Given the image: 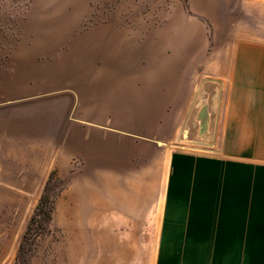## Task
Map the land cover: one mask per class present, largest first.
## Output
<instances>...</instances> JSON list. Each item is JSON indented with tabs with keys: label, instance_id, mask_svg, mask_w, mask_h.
I'll return each instance as SVG.
<instances>
[{
	"label": "rangeland",
	"instance_id": "rangeland-1",
	"mask_svg": "<svg viewBox=\"0 0 264 264\" xmlns=\"http://www.w3.org/2000/svg\"><path fill=\"white\" fill-rule=\"evenodd\" d=\"M47 1L0 0V264H14L20 246L32 251L31 264H155L168 158L174 148L184 151V132L176 147L155 137L151 151L137 158L145 175L132 210L101 204L87 216L89 205L80 202L83 187L75 180L83 165L78 151L86 149L77 137L88 125L58 105L71 94L61 89L64 71L72 72L76 62H102L104 49L112 62H193V81L215 93L213 64L233 47L251 60L254 53L245 48L264 43V4L145 0L138 18L125 0H85L74 32L65 35L64 21L56 19L61 13L33 12ZM109 28L113 41L105 43ZM46 186L54 197L43 232L41 215L30 220Z\"/></svg>",
	"mask_w": 264,
	"mask_h": 264
},
{
	"label": "crops",
	"instance_id": "crops-1",
	"mask_svg": "<svg viewBox=\"0 0 264 264\" xmlns=\"http://www.w3.org/2000/svg\"><path fill=\"white\" fill-rule=\"evenodd\" d=\"M84 2L48 0L33 12L61 13L62 32L72 35ZM144 2L125 0L138 18ZM109 30L105 43L113 41ZM245 49L251 60L233 47L213 64L215 93L193 81V62H112L104 49L102 62L64 71L61 89L71 94L58 105L88 125L77 137L86 149L78 151L83 165L75 180L87 216L101 204L132 210L145 175L137 158L155 137L176 147L184 132V151L174 148L168 158L155 264H264V43Z\"/></svg>",
	"mask_w": 264,
	"mask_h": 264
},
{
	"label": "trees",
	"instance_id": "trees-1",
	"mask_svg": "<svg viewBox=\"0 0 264 264\" xmlns=\"http://www.w3.org/2000/svg\"><path fill=\"white\" fill-rule=\"evenodd\" d=\"M54 195H52V198H50L47 194V186L44 188V192L41 195L40 201L38 203V207L36 209V211L34 212V215L32 216L31 220H30V224L33 222L34 217L39 214L42 216L43 218V222L45 224H43L42 227V231H46L47 229V225L49 224V221L51 219V213H52V206H51V202L49 203V200L53 199ZM30 224L27 227V231L24 234V238L26 237V235L29 233L30 231ZM31 258H32V251L31 250H22V247L20 246L17 255H16V259L14 264H31Z\"/></svg>",
	"mask_w": 264,
	"mask_h": 264
}]
</instances>
